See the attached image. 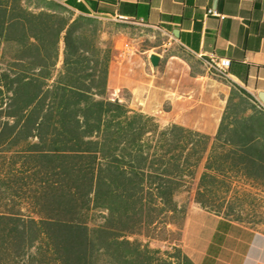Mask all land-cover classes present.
<instances>
[{"label": "trees", "instance_id": "1", "mask_svg": "<svg viewBox=\"0 0 264 264\" xmlns=\"http://www.w3.org/2000/svg\"><path fill=\"white\" fill-rule=\"evenodd\" d=\"M51 7L0 0V264H194L153 246L182 234L193 204L255 226L256 198L225 170L264 178L256 159L214 156L197 182L209 137L110 100L111 26Z\"/></svg>", "mask_w": 264, "mask_h": 264}, {"label": "crops", "instance_id": "2", "mask_svg": "<svg viewBox=\"0 0 264 264\" xmlns=\"http://www.w3.org/2000/svg\"><path fill=\"white\" fill-rule=\"evenodd\" d=\"M77 1L84 10L67 0H22V6L55 14L51 5L61 3L75 17L88 15L111 26L103 34L117 52L109 65L107 97L156 118L162 128L178 125L208 136L197 182L208 159L221 155L255 158L264 174V0ZM66 29L60 34L58 70ZM157 35L164 39L157 41ZM146 40L153 44L142 46ZM153 56L160 59L157 66ZM213 57L231 60L227 79L211 71ZM226 166L231 188L256 198L249 217L257 223H240L195 204L200 217L190 258L194 264H264V178ZM209 173L224 177L214 169Z\"/></svg>", "mask_w": 264, "mask_h": 264}, {"label": "rangeland", "instance_id": "3", "mask_svg": "<svg viewBox=\"0 0 264 264\" xmlns=\"http://www.w3.org/2000/svg\"><path fill=\"white\" fill-rule=\"evenodd\" d=\"M141 32V31H140ZM153 34V32H150ZM164 36L157 35V41H162ZM153 44L151 40H146L141 45L142 46H150ZM187 195H183L182 199H185ZM255 198V197H254ZM200 207L193 204L190 208L189 215L184 227V230L181 235L175 234L170 236V240L168 241H161V242H154V247L162 248L163 250H172L175 246H180L184 250V252L189 256L192 257V251L194 248V229H195V222L198 223V219L200 217L199 210ZM264 219V218H263ZM264 224V221L261 222Z\"/></svg>", "mask_w": 264, "mask_h": 264}, {"label": "built area", "instance_id": "4", "mask_svg": "<svg viewBox=\"0 0 264 264\" xmlns=\"http://www.w3.org/2000/svg\"><path fill=\"white\" fill-rule=\"evenodd\" d=\"M209 14L219 16L216 11L210 10ZM209 67L211 71L216 75L217 77H220L222 79H227L229 76V70L231 67V60L227 58H216L213 57L209 62Z\"/></svg>", "mask_w": 264, "mask_h": 264}, {"label": "water", "instance_id": "5", "mask_svg": "<svg viewBox=\"0 0 264 264\" xmlns=\"http://www.w3.org/2000/svg\"><path fill=\"white\" fill-rule=\"evenodd\" d=\"M151 61H152V64H153L154 66H157V65L159 64L160 59H159V57H157V56H153V57L151 58Z\"/></svg>", "mask_w": 264, "mask_h": 264}]
</instances>
